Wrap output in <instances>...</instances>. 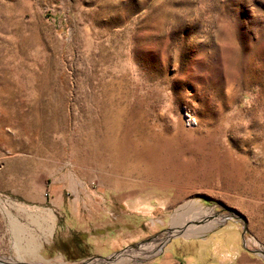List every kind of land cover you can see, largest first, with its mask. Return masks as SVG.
<instances>
[{
	"label": "rangeland",
	"instance_id": "rangeland-1",
	"mask_svg": "<svg viewBox=\"0 0 264 264\" xmlns=\"http://www.w3.org/2000/svg\"><path fill=\"white\" fill-rule=\"evenodd\" d=\"M204 245L264 264V0H0V264Z\"/></svg>",
	"mask_w": 264,
	"mask_h": 264
},
{
	"label": "bare ground",
	"instance_id": "bare-ground-1",
	"mask_svg": "<svg viewBox=\"0 0 264 264\" xmlns=\"http://www.w3.org/2000/svg\"><path fill=\"white\" fill-rule=\"evenodd\" d=\"M212 220H213V219H212ZM215 220H216V219H215ZM213 222H214V221H213ZM211 224H212V222H207V224L200 226V229H201V230L208 229V228L211 227ZM221 235H223V234H221ZM225 235H226V237H227V238H226L227 242L229 241V239H232V240L236 239L235 232L232 231V230L227 231V232L225 233ZM232 240H231V241H232ZM207 251H208V247H207L206 245H204V246H203V249L200 250V251L197 253V255L194 256V257L192 258V262H196V263H198V264L201 263V262H203V261L205 260L206 255H207ZM31 252H32V251H31Z\"/></svg>",
	"mask_w": 264,
	"mask_h": 264
}]
</instances>
